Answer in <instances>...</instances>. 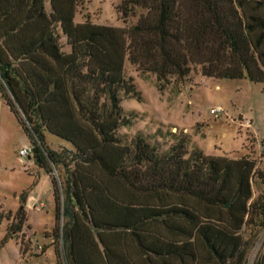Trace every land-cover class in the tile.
<instances>
[{"label":"trees","instance_id":"16d2710c","mask_svg":"<svg viewBox=\"0 0 264 264\" xmlns=\"http://www.w3.org/2000/svg\"><path fill=\"white\" fill-rule=\"evenodd\" d=\"M82 3L0 0V93L51 178L66 263L246 264L264 229V196L252 197L264 171L188 153L185 135L163 152L140 134L126 141L134 117L120 103L141 100L126 61L160 91L194 67L264 83V0H122L124 18L144 11L129 29L76 23ZM46 133L69 146L50 149Z\"/></svg>","mask_w":264,"mask_h":264},{"label":"rangeland","instance_id":"374dc122","mask_svg":"<svg viewBox=\"0 0 264 264\" xmlns=\"http://www.w3.org/2000/svg\"><path fill=\"white\" fill-rule=\"evenodd\" d=\"M121 2L83 0L75 22L88 20L129 29L144 11L136 9L124 18L119 11ZM61 43L67 50L63 36ZM125 73L133 78L141 97L121 95L123 111L134 117L130 128L119 131L126 141L140 134L163 152L185 135L188 153L199 149L210 156L245 157L256 163L257 172L264 171V83L206 77L194 67L185 81L173 82L160 91L155 76L142 74L128 61ZM217 107L222 110L219 116L210 113ZM46 144L53 150L69 146L49 133ZM28 146H32L28 133L0 93V264H67L58 238L64 221L56 215L52 181L32 156L20 158L19 151ZM52 175L59 179L55 171ZM252 191L253 200L264 196V181L258 176L252 180ZM21 194L26 195L25 203ZM32 200L44 207H31ZM20 209L25 218L19 232L12 231ZM260 261L264 264V229L254 239L246 264Z\"/></svg>","mask_w":264,"mask_h":264},{"label":"built area","instance_id":"2783aa9c","mask_svg":"<svg viewBox=\"0 0 264 264\" xmlns=\"http://www.w3.org/2000/svg\"><path fill=\"white\" fill-rule=\"evenodd\" d=\"M210 113H212L215 116H219L222 113V110H221V108L217 107V108L212 109L210 111ZM248 125H249V123H248ZM32 152H33V146H28V147H25L19 151V156L22 159L25 157L27 158V157H30L32 155ZM29 204L31 207H35V206H38V208L44 207V204L37 201V200H32L29 202Z\"/></svg>","mask_w":264,"mask_h":264}]
</instances>
